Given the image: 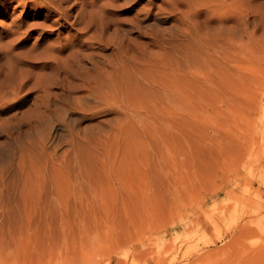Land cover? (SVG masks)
<instances>
[{
  "label": "rangeland",
  "instance_id": "rangeland-1",
  "mask_svg": "<svg viewBox=\"0 0 264 264\" xmlns=\"http://www.w3.org/2000/svg\"><path fill=\"white\" fill-rule=\"evenodd\" d=\"M28 1L0 10V264H264V0H117L116 69L100 29L42 35L74 0Z\"/></svg>",
  "mask_w": 264,
  "mask_h": 264
},
{
  "label": "bare ground",
  "instance_id": "bare-ground-1",
  "mask_svg": "<svg viewBox=\"0 0 264 264\" xmlns=\"http://www.w3.org/2000/svg\"><path fill=\"white\" fill-rule=\"evenodd\" d=\"M14 1V0H12ZM11 0H0V10L6 9L9 11L11 8ZM37 1V0H32ZM76 1V2H75ZM117 0H74V3L72 5L63 7V8H55L54 10H49L48 16L46 17V20H50L51 24H41L39 27L42 28V35L47 34L48 30L54 31L58 30L59 33H62V30L66 27L75 26V29L78 30L79 33L87 34L89 32H92L90 30L94 31V34L97 32L98 29H100V37L99 42H102L103 48H106V46L110 45L113 55L115 59H113L114 62V69H116V61H117V55L119 50V32L120 29L117 25L114 26L113 29L109 31L110 28L105 29V31H102V26L98 24L97 18L100 14H105L106 8L109 6H112ZM20 5H23L25 9H28L29 1L28 0H20ZM78 6H82V8H86L87 12L84 18L80 17V11H78L76 14H73L72 10L75 9ZM40 12V9H38ZM59 14V16L56 19L51 20V18L55 15ZM3 16H6L7 13L3 12ZM72 16L75 17L73 21H71ZM99 20V19H98ZM10 28L4 30L2 32L3 35L9 36L10 39L6 42V44L10 47L12 46H22L28 39V36L30 32L37 28L35 24L26 23V22H19L16 23ZM108 27L112 26L113 24L106 23ZM28 26L29 28L26 30H23L24 26ZM55 26V28H52ZM109 31V38L105 39V33ZM91 37V36H90ZM90 38H83L79 34H72L68 35L66 37V41H57L55 42L56 46H53L54 54L50 57L51 60H56V62L51 64L56 70H63L62 65L60 62H69L70 58H64L62 57V53L66 51L69 48H74L77 45H83L85 44V41H87ZM79 49L75 52L78 53ZM73 53V52H71ZM70 54L67 55V57H70ZM74 54V55H75ZM73 55V56H74ZM91 55L89 54L88 57ZM247 225V224H246Z\"/></svg>",
  "mask_w": 264,
  "mask_h": 264
}]
</instances>
